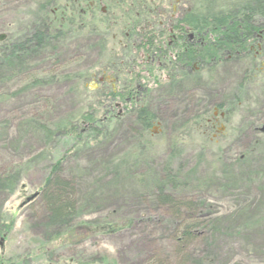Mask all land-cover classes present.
I'll list each match as a JSON object with an SVG mask.
<instances>
[{"label":"rangeland","instance_id":"rangeland-1","mask_svg":"<svg viewBox=\"0 0 264 264\" xmlns=\"http://www.w3.org/2000/svg\"><path fill=\"white\" fill-rule=\"evenodd\" d=\"M31 1L0 0V34L8 38L22 31L31 13ZM231 1L213 5V14L219 8L227 11ZM39 2L33 3V9ZM112 44L99 36L71 35L65 44L56 45L55 55L31 61L27 72L9 75L3 71L0 176L10 169L18 171L20 181L11 193L0 190V264H156L155 259L157 263L174 264L178 234L174 233L171 212L152 199V181L147 172L154 174L162 164L171 163L174 170L183 165V172L188 173L197 166L198 158L207 161L200 162L199 171L204 174H216L223 164H232L239 172L237 160L245 156L246 147L254 141L261 144L248 158L253 166L249 171L251 183L241 182L227 191H200L199 197L193 198L196 184L184 181L187 186L180 194L188 197L183 202L202 204L199 219L203 218L202 223L208 222V226L202 231L196 229L192 241L181 248L187 257L185 264H194L198 258H204L205 264H264V135L259 132L264 124L263 60L231 109L226 100L242 81L241 76L248 75L243 62L222 63L209 72L201 70L196 81L181 83L188 90L186 98L193 99V110L185 109L188 103L184 107L179 104V88L146 99L145 106L156 120L142 135L139 127L131 124L129 116L134 110H117L110 96V83L102 87L97 81L114 63L124 62L123 56L130 57L128 50L112 49ZM126 71L120 76L127 75ZM48 73L60 78L54 84L28 89L29 75L42 78ZM93 95H99V104H93ZM92 104L94 121L77 125V136L87 144L85 147L70 149L57 142L55 147L44 148L42 141L24 132L31 117L50 122L79 110L89 112L84 108ZM216 105L223 106L214 110ZM224 106L230 110L227 114L222 111L226 110ZM191 113L193 118L199 115L209 119L208 123L214 122L212 130L190 125ZM105 130L102 140L95 135V131L100 135ZM138 136H147L149 149L148 153L144 151L143 159L138 154L135 160L132 158L134 150H139ZM206 139L210 141L200 153ZM55 150L67 153L63 171L69 173L74 184L78 214L70 234L49 238L43 229L46 208L40 196L44 178L56 161ZM125 153L131 154L132 162L121 163ZM85 165L88 169L83 172L79 167ZM185 215L183 211L175 216L180 222ZM87 223L107 225V231L87 232ZM185 224L189 223L183 222L182 226Z\"/></svg>","mask_w":264,"mask_h":264},{"label":"trees","instance_id":"trees-1","mask_svg":"<svg viewBox=\"0 0 264 264\" xmlns=\"http://www.w3.org/2000/svg\"><path fill=\"white\" fill-rule=\"evenodd\" d=\"M198 1H200V5L197 8L198 13L194 15L197 18L196 23L193 24V22L189 21L187 25L192 27H203V31L207 30V32H204L206 35L209 33L213 35L212 45H207V47L197 55V59L203 62V65L199 67L200 71L205 69V71L209 72L213 66L216 68L222 65V63L216 64L215 60H218L219 57L221 58V53L228 49L231 53L245 51L247 74H254L256 72V67L255 64H253L254 61L250 58V55H248L249 51L243 45V38L245 37L248 39L249 36L258 29L264 30V0H232L230 2L232 5L227 11L223 12L225 9L219 8L217 10L218 13L216 14H213L211 7L213 5L216 6V4H223L225 0ZM39 3L40 4H37L28 15V22L24 25L22 31H19V34L17 35L9 36L5 42L0 43V82L3 71L9 75H21V73L29 70L28 65L34 59L50 53L51 55H55L54 49L58 42L57 39H62L67 36L65 33L58 34L46 31V24L41 20L44 4H42L41 1ZM201 9L204 12L202 14L199 13V10ZM208 11L211 14H207ZM227 42L230 43V47L228 48L225 47ZM125 57L127 56L125 55ZM209 59H213V66L207 65ZM183 62L181 63L183 64ZM171 69L173 74H184V72H181L182 70H179L180 68L178 67ZM49 73L42 78L27 74L29 75L27 78H30L27 82L28 89H39L45 83H56V80L60 77L58 75L52 77ZM172 82L174 85L176 84L174 81ZM239 85L242 87L241 84ZM168 89L169 91L174 90L173 88ZM233 92L234 93H232L231 97L226 100V105L230 109L232 105H234V103L236 104L240 99L241 94L239 93L240 91L238 88H235ZM99 98V95H93L91 97L93 104H99ZM93 104L89 108H84L86 111L90 110L89 112L81 113V110H79L72 115L64 116L57 120L53 119L50 122H46V120L41 121L40 119L31 117L24 126V132L27 136L42 141L44 148L52 147V145L55 147L57 142L63 143L70 149L85 147L87 144L77 136V125L83 122L91 123L94 121V115L96 113L91 110ZM222 111L226 114L230 112V110ZM129 117L132 121L131 124L134 127L138 126L139 132L142 135L146 133L148 128H150L151 123L156 120V115L150 110H134ZM189 117H192V113ZM191 119L192 121H190L189 124H192L194 128L200 127L209 132L214 127V122L210 121V123H208L209 119H205L203 116L196 115L195 118L192 117ZM95 135L97 137L100 136L102 140L106 137V130L104 133H100V135L99 132L95 131ZM136 139H138L140 146L139 150H134L135 154L132 159H135L138 154L141 156V159H143L145 156L144 151L148 153L149 140H147V136H138ZM209 141V139L204 140V144H201L202 148L200 153H203L205 145ZM260 144V142L254 141L246 147L245 156L240 159L238 158L237 160V164L240 165L238 168L239 172H236L234 165L230 164V166H226L223 164L216 174L213 172H211L210 175L204 174L199 171V168H201L200 162L202 163L204 158H198V160H196L197 166L188 173L183 172V165L180 169L177 167L174 170L171 163H167V165L162 164L160 171H156L151 175L146 170L147 175L150 176L152 181L150 184L152 199L163 207H166V209L171 212V217L174 221L173 226L176 229L174 233L178 234V241L174 240V244H178L177 247H179L174 255V264H185L187 257L182 250L184 247L181 248V246H186L192 241V238H194L193 232L196 229L202 231L208 226V222L202 223L203 218L199 219L201 215L199 210H201L200 205L202 204H185L183 202L185 201L184 198L188 197L187 195L180 194L181 191H185V187L187 186L184 181L196 184L193 185V190L197 191L195 192L196 195L195 193L192 195L193 198L199 197L200 191H209L211 193L227 191L228 189L232 190V187L230 186L235 184L246 181L251 183L252 174L249 171L253 169V166L250 164L251 160L248 158L254 153L253 151H255ZM55 151L56 154L54 157L56 158V161L50 166V171L44 178L40 196L46 208L43 229L45 231V236H48L49 238L54 237L59 233L70 234L75 225L76 215L78 214L76 201L74 200V184L71 182V179H69V173L67 172L65 175V171H63V164L64 160L67 158V153L58 150ZM42 155H45V153H42ZM127 155L129 154L125 153L123 155L125 157L121 158V163L126 164V161L128 160L132 162L130 157L131 154L129 156ZM199 157H201V155H199ZM204 162L207 161L205 160ZM101 166V168L107 169L106 165ZM108 167L110 166L108 165ZM79 168L83 172L88 169L86 165ZM19 181L20 178L18 171L12 172V170L9 169L6 174L4 173V175L0 176V190L4 189L5 191H8V193H11L15 190ZM183 211L186 213L185 218L179 222L175 215L182 213ZM190 212L191 214H189ZM183 222L189 224L182 226ZM204 224L206 226H203ZM244 226H246V224H244L243 227ZM84 230L90 233L92 231H97L96 233L101 234L104 230L107 231V225L96 226L94 223H87ZM182 251L184 256H181L180 254ZM203 259L204 258H198V260L193 263L205 264V259ZM157 260L158 259H155L156 264H166L162 262L157 263Z\"/></svg>","mask_w":264,"mask_h":264},{"label":"flooded vegetation","instance_id":"flooded-vegetation-1","mask_svg":"<svg viewBox=\"0 0 264 264\" xmlns=\"http://www.w3.org/2000/svg\"><path fill=\"white\" fill-rule=\"evenodd\" d=\"M37 1H31L28 12L33 10V3ZM40 1L44 4L41 20L46 24V31L67 35L65 38L57 39V45L65 44L70 40L71 35L85 34L99 36L101 41L110 39L113 42L112 49L123 47L128 50L130 57L123 56L124 62L114 63L113 68L110 71L105 70L103 76L97 80L102 87L107 86L106 82L110 83V96L115 101L113 104L117 110L131 108L148 110L145 100L150 97H160L165 91H169L168 88L174 90L179 88V104L184 107L188 103L185 109L193 110V99L186 98L188 90L182 88L180 84L198 79L200 72L198 67H201L203 62L197 59V55L207 45L211 46L213 43V35L211 33L206 35L204 32L207 30L203 31V27L187 25L189 21L196 23L197 18L194 15L198 13L200 1ZM199 13L204 12L201 9ZM207 14L211 13L208 11ZM6 39L5 36L2 42ZM243 43L258 72L261 68V60L264 62V30L258 29L248 39L244 37ZM225 47H230V43L227 42ZM226 50L221 53V58L215 60L216 64L245 63V51L231 53L228 49ZM213 64V59H209L207 65L213 66ZM174 67L180 68L179 70H182L184 74H173L171 68ZM125 69H127V75L120 76ZM109 76L112 78L111 81L108 80ZM249 78L251 75L241 76L242 81L240 80L239 84L243 87ZM172 81L176 84L174 85ZM239 84L236 88L239 89V93H242V87ZM174 90L170 91L174 92ZM222 106L216 105L214 110L221 109ZM214 120L216 122L218 118L214 116Z\"/></svg>","mask_w":264,"mask_h":264},{"label":"water","instance_id":"water-1","mask_svg":"<svg viewBox=\"0 0 264 264\" xmlns=\"http://www.w3.org/2000/svg\"><path fill=\"white\" fill-rule=\"evenodd\" d=\"M5 36L3 34H0V42H2L4 40ZM259 132L261 134H264V124L262 125V127L260 128ZM36 197V194L35 195H32L30 196L27 200H26V203L27 202H30L31 200H33L34 198ZM24 204H21L20 207H22Z\"/></svg>","mask_w":264,"mask_h":264}]
</instances>
